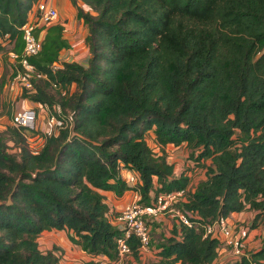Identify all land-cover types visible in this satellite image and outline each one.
<instances>
[{
    "label": "trees",
    "instance_id": "16d2710c",
    "mask_svg": "<svg viewBox=\"0 0 264 264\" xmlns=\"http://www.w3.org/2000/svg\"><path fill=\"white\" fill-rule=\"evenodd\" d=\"M38 1L0 0V38L8 36L15 52ZM72 1L89 26L88 65L52 70L70 43L63 24H51L30 58L47 77L23 92L60 103L72 127L47 136L38 152L22 128L0 130V264H61L56 247H40L52 229L67 230L92 257L118 260L123 230L108 216L102 190L138 188L151 203L152 190L188 187L190 177L156 155L168 144H187L197 162L211 161L185 203L203 222L247 209L264 220V0H82L96 13ZM53 82L77 89L57 100ZM123 167L142 184L131 186ZM181 231L176 226L161 243L165 264L214 262L218 238L204 236L202 226ZM129 243L139 257L138 238ZM252 261L264 264V243L234 264Z\"/></svg>",
    "mask_w": 264,
    "mask_h": 264
},
{
    "label": "built area",
    "instance_id": "2783aa9c",
    "mask_svg": "<svg viewBox=\"0 0 264 264\" xmlns=\"http://www.w3.org/2000/svg\"><path fill=\"white\" fill-rule=\"evenodd\" d=\"M58 8L48 1L39 0L30 11L27 21L21 26L23 31L24 47L21 52H12V57L17 64L14 84H19L21 90L28 92L36 90L35 81L41 77H47L46 73L39 71L30 58L40 52L43 47V38L49 25L54 24L59 18ZM37 31L39 32L37 34ZM52 70L63 67L55 61ZM55 87L61 84L53 82ZM64 88L62 94L67 93ZM35 105L23 107L16 111L13 124L23 129V133L29 138V133L38 132L44 139L50 135H57L64 128H71L73 119L70 113H65L60 103L51 105L48 102L35 101ZM45 143V141H44ZM44 145V144H43ZM34 152L38 150L33 149ZM122 176L135 187L142 184L141 178L131 169L123 167ZM188 187L151 193L154 200L151 203L142 201V194L135 189L133 198L120 208L114 218V224L119 225L123 233L117 239L119 259L132 253L129 239L135 235L139 240L140 252L146 250L151 244L152 221L163 216H168L176 221L179 233L183 225L189 227L202 226L204 236L216 237L221 243L231 247L236 258H241L245 253L246 239L250 228L247 225L237 224L230 216H219L212 222H203L201 216L194 209L185 206L189 201ZM251 264H259L252 261Z\"/></svg>",
    "mask_w": 264,
    "mask_h": 264
},
{
    "label": "rangeland",
    "instance_id": "374dc122",
    "mask_svg": "<svg viewBox=\"0 0 264 264\" xmlns=\"http://www.w3.org/2000/svg\"><path fill=\"white\" fill-rule=\"evenodd\" d=\"M78 7L80 6L78 5ZM63 89H64L63 86H61V88L49 86V91L55 96L57 100L61 99V94H62ZM23 92L24 91H21V93L15 99L12 98L10 101L8 100L7 103L4 104L5 109L8 106L11 109V111H13V109L16 108V105L18 104V102L23 97L26 98ZM0 103H1V98H0ZM53 103L55 104L56 102H53ZM28 141L32 149L40 150L44 144L45 139L38 132H36V133H29ZM177 147L178 149H173L172 151L156 148L155 151L156 152L159 151L156 155H158V157L165 155L167 158V161L174 164L175 174H180L181 172H185L190 177L189 190L194 191L196 187L199 185V183L207 178V169H208L207 166L211 164V161L201 160L200 162H197L192 157V151L187 146V144H182ZM177 151H180L181 155L177 154ZM182 153L185 154L186 157H184ZM181 156L182 158H184V160L180 159L179 164L181 166H178L176 165V162L178 160L176 161H173V160L175 158H181ZM169 157H170V160H169ZM135 189L136 188H133L123 195H118L116 193L115 194L113 193L111 197H107L108 205H109L108 215L110 219L112 218L111 219L112 221L114 220L118 212V209H120L123 205V204L122 205L120 204V206L116 207L117 205H111L112 201L113 200L119 201L120 199L125 198V197L127 198V201L131 200L133 197L132 193L135 192ZM110 207H113V209H110ZM252 211H251V214L250 212L248 213L245 220L236 218L235 216H232L231 220L236 222L237 224L239 223L241 225L243 224V225L249 226L251 231L254 230L252 232L253 235L255 234L254 239L260 236L262 237V241H263L264 239V236H263L264 235V220L263 218L258 219L257 211H254V210ZM175 227H176V221L170 217L155 219L154 221H152L150 247L140 252L139 257H135L133 253L126 255L123 258L122 263L120 264H164L162 260V255L160 254L161 243H163V241H165V239L168 236L174 234ZM257 230H261V231H257ZM67 239H69V237H68V233L66 230L53 229L50 231L43 232L39 237V243H40L41 249L45 251L50 248L56 247V253L60 256V261L67 262L66 264H90V261L92 260L89 259L86 255L82 254L79 251L78 246L74 242H72L70 239L68 241ZM222 246H228V245L223 244ZM258 246L259 244L257 246H253V247L251 246V249H254ZM229 249L231 248L228 246L227 250ZM231 260H234V258L230 259V261ZM94 262L95 264H106V262L103 261V259L96 260V261L94 260ZM215 264H219V261H216Z\"/></svg>",
    "mask_w": 264,
    "mask_h": 264
},
{
    "label": "crops",
    "instance_id": "0c3cea01",
    "mask_svg": "<svg viewBox=\"0 0 264 264\" xmlns=\"http://www.w3.org/2000/svg\"><path fill=\"white\" fill-rule=\"evenodd\" d=\"M45 1H48L50 4H53L58 8L60 15H59L58 20L55 21L54 23L63 24V26H64V37L70 43L69 47H63L60 50L57 62H59L63 66L64 63H66V62H74L75 61V62H79V63L87 66L89 63L90 55H91L90 46L87 42V36L89 34V26L85 22L84 18L79 15L77 5L74 4V2L72 0H45ZM78 5L86 11L90 10L92 13H96V11H94L88 4H86L82 0L78 1ZM13 48H14V44L10 41V38L8 36L0 38V98H1V103H0V130L6 128L7 125H9V124H13L14 115H15L17 110H19L23 107H28V106L36 104V102H34L32 99L27 98V97L26 98L23 97L18 102V104L16 105V108L15 109L12 108L13 111H11V109L8 106L5 109L4 104H6L7 101L8 100L10 101L12 98L15 99L22 91L19 84H14V77L16 74L17 64L12 57V52H15L13 50ZM3 79H4V85L1 88V82ZM76 89H77V84L75 82H73L68 87V91L70 93H72ZM149 137L153 138L154 133H151L149 135ZM177 146L173 145V144H168L166 146V150L172 151L173 149H178ZM177 154L181 155L180 151H177ZM182 155H184V157H186L185 154L182 153ZM180 159L184 160V158H182V156H181V158H175L173 161L178 160L176 162V165L181 166L179 164ZM169 160H170V157H169ZM122 173H124V170H122ZM102 192L106 195L107 203H108L107 197H111L113 193L115 194V192H113L111 190H102ZM132 194L134 196V192ZM126 201H127L126 197L120 199L119 201L113 200L111 205H117L116 207H118V206H120V204L121 205L123 204L122 205V207H123L124 204H126L130 200L127 202ZM110 209H113V207H110ZM247 210H243L240 212H234L230 215V218H232V216H235L236 218L245 220L248 213L250 212V214H251V211H252L251 209H247ZM166 217H168V216H163L160 218H166ZM113 223H115L114 220H113ZM46 231H50V230H46ZM46 231H44V232H46ZM253 231L250 230L249 235L246 239L245 253L247 255H249L251 250L258 249L264 243V239L262 241V237H260V236L257 237L256 239H254L255 234L253 235V233H252ZM257 231H261V230H257ZM67 240L69 241V239H67ZM260 241H261V243H260ZM223 244H225V243H221V246L219 247L218 257L211 264H215L216 261H219V264H234L236 257L234 256L232 249L227 250L228 246H222ZM258 244H259L258 247L251 249V246L252 247L257 246ZM247 247L250 249H248ZM48 248H50V247H48ZM79 251L93 261L103 259V261H105L106 264H109V263L120 264V263H122L123 258H124L123 257V258H120L118 260L111 261V259L106 255H99V256L92 257V256L88 255L87 253L83 252L80 248H79ZM232 258H234V260L230 261V259H232ZM60 262H61V264L67 263V262H62V261H60Z\"/></svg>",
    "mask_w": 264,
    "mask_h": 264
}]
</instances>
